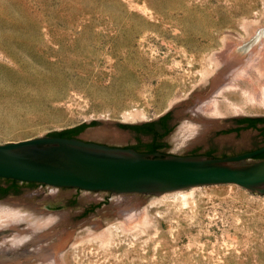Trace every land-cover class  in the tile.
I'll list each match as a JSON object with an SVG mask.
<instances>
[{"label": "rangeland", "instance_id": "obj_1", "mask_svg": "<svg viewBox=\"0 0 264 264\" xmlns=\"http://www.w3.org/2000/svg\"><path fill=\"white\" fill-rule=\"evenodd\" d=\"M263 38L264 0H0V143L92 119L154 120L208 92L226 42L245 60ZM261 71L216 97L227 102L218 118L264 115ZM195 121L179 118L169 153L204 136ZM182 190L184 199L151 196L134 219L79 236L56 264H264V193L232 183Z\"/></svg>", "mask_w": 264, "mask_h": 264}, {"label": "water", "instance_id": "obj_2", "mask_svg": "<svg viewBox=\"0 0 264 264\" xmlns=\"http://www.w3.org/2000/svg\"><path fill=\"white\" fill-rule=\"evenodd\" d=\"M240 62V56H233L210 77L206 94L196 93L163 114L173 111L178 118L201 120L206 132L188 151L200 148L218 155H175L166 145V154L140 152L132 146H144L148 136L129 130L126 138L109 133L113 125L135 123L96 119L76 136L51 135L60 130H50L42 136L0 143V188L7 185L4 178L19 181L15 190L1 188L0 264L53 259L79 236L124 217L154 195L224 183L264 193V158L251 159L264 152V146L224 156L264 144V124L239 131L233 128L235 118L264 115L209 118L195 110L196 103L223 84ZM210 133L218 135L211 139Z\"/></svg>", "mask_w": 264, "mask_h": 264}, {"label": "bare ground", "instance_id": "obj_3", "mask_svg": "<svg viewBox=\"0 0 264 264\" xmlns=\"http://www.w3.org/2000/svg\"><path fill=\"white\" fill-rule=\"evenodd\" d=\"M257 44L258 45L255 48H252V50L250 52L248 51L249 54L245 60L241 58V62L239 63V65L233 70V72L229 75V77L226 79V81L223 84H221L216 89L211 91L210 92L211 94L208 95L206 98H203V99L199 100V102L196 103L195 110L199 114H201L202 116H205V117H209V118H218L219 116H224V113L227 112L225 110V108H226L225 103H227V102L219 101L216 97L219 95H223V96L227 97V95L230 92L237 89V83L239 81L242 83L243 79L244 80L250 79V76L252 74L261 73L262 72L261 70H264V38L261 39V41H259V43H257ZM235 45H236L235 43L226 42L225 47L222 48V50L219 51L216 55V57H217V60H215L216 66H218L219 64H222V63L223 64L226 63L233 56H237L234 52V46ZM252 78H253V76H252ZM249 82L250 81H248V83ZM252 83L255 84V82H252ZM193 119L196 120L195 121L196 123L194 122L190 125H192L193 127L197 126L200 128V126H201V128H206L205 124L201 120H198L195 118H193ZM191 187H194V186H191ZM175 193H177L182 199L185 198L186 193L182 189L175 190ZM135 212L131 211L130 213L125 215L126 216L125 218L129 219L132 216H136L138 211H135ZM126 219H125V221H127ZM57 261H58L57 257H55L53 259H50L48 261H44V262H41L38 264H56Z\"/></svg>", "mask_w": 264, "mask_h": 264}, {"label": "flooded vegetation", "instance_id": "obj_4", "mask_svg": "<svg viewBox=\"0 0 264 264\" xmlns=\"http://www.w3.org/2000/svg\"><path fill=\"white\" fill-rule=\"evenodd\" d=\"M188 111V109H187ZM186 111V112H187ZM187 115H189V113H186ZM235 121V126L233 128L237 129L236 131H239L238 129H240L241 127L246 129V128H251V127H259L258 123L264 124V120L262 121H254L253 125L251 126V122L250 120H248L247 118H235L233 119ZM179 118L176 117L174 115L173 111H170L169 113L159 117L156 120H152L149 122H145V123H140V124H135L132 126H127L124 127L127 130L135 133V134H139V135H146L148 136L150 139L144 144V146H132L133 149L140 151V152H145V153H153V152H159L161 154H166L164 151V147L167 143L166 141V137L168 136V134L171 132V130L175 127V125L178 123ZM232 127V126H231ZM260 131V130H258ZM261 134H264L261 133ZM259 134V135H261ZM76 134H74L73 136H76ZM218 133H210L209 136L211 139H214L215 137H217ZM69 137H71V135H69ZM263 145L257 144L256 146H253L251 148H242L240 150H236V152L234 151L233 153H227V155L224 156H228V155H233V154H238V153H243V152H248V151H253L256 150L258 148L263 147ZM207 150L201 151L200 148L199 149H194V150H190L186 153L180 154V155H200V154H205V155H218L215 152H206ZM254 158H264V152H261L257 155L254 156ZM1 179V178H0ZM7 182V185H3L1 188L4 190L3 187H8V185L10 184V181L8 179H5ZM0 188V198L3 197V193L2 189ZM9 190V189H7ZM15 190V189H14ZM39 190V189H38Z\"/></svg>", "mask_w": 264, "mask_h": 264}, {"label": "trees", "instance_id": "obj_5", "mask_svg": "<svg viewBox=\"0 0 264 264\" xmlns=\"http://www.w3.org/2000/svg\"><path fill=\"white\" fill-rule=\"evenodd\" d=\"M247 119L250 120V122H251L250 124L252 126L254 121H261V120L263 121L264 117H247ZM86 125H87L86 123H82V124H79V125H76V126H73L70 128L62 129L60 131H55V132L51 133V135L66 136V137H69V135L73 136L78 131H80L82 128H84ZM122 126L127 127V126H132V125L131 124H123ZM8 180L10 181V184L8 185V187L4 188V190H7V189H13L14 190L18 187L17 183L19 181L14 180V179H8Z\"/></svg>", "mask_w": 264, "mask_h": 264}]
</instances>
